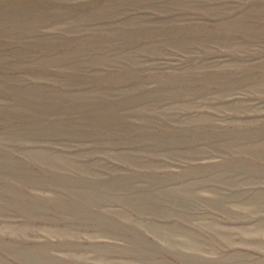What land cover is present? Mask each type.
I'll return each instance as SVG.
<instances>
[{"label": "rangeland", "instance_id": "1", "mask_svg": "<svg viewBox=\"0 0 264 264\" xmlns=\"http://www.w3.org/2000/svg\"><path fill=\"white\" fill-rule=\"evenodd\" d=\"M0 264H264V0H0Z\"/></svg>", "mask_w": 264, "mask_h": 264}, {"label": "bare ground", "instance_id": "2", "mask_svg": "<svg viewBox=\"0 0 264 264\" xmlns=\"http://www.w3.org/2000/svg\"><path fill=\"white\" fill-rule=\"evenodd\" d=\"M20 254V253H19Z\"/></svg>", "mask_w": 264, "mask_h": 264}]
</instances>
